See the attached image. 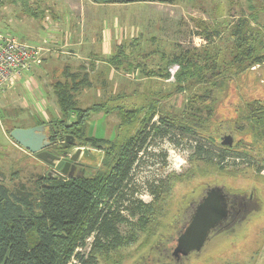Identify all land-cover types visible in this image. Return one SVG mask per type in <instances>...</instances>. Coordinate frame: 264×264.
Here are the masks:
<instances>
[{
	"label": "trees",
	"instance_id": "obj_1",
	"mask_svg": "<svg viewBox=\"0 0 264 264\" xmlns=\"http://www.w3.org/2000/svg\"><path fill=\"white\" fill-rule=\"evenodd\" d=\"M109 1L145 0L102 2ZM151 1L172 4L174 0ZM248 7L250 13L240 16L231 27L228 44L222 42L212 50L215 42L207 40L208 46L202 54L178 52L172 59L163 56L167 59L166 68L141 69L150 80H169L168 70L172 64H177L179 71L173 80V93L158 97V94L146 93L143 89L132 93L120 91L81 107L79 97L82 91L93 84L89 73L67 72L64 79L53 84L61 117L36 122V126L46 125L52 135L50 150L67 155L76 149L67 143V136H73L77 147L90 145L102 151L104 159L92 175L69 177L59 173V178L50 174L40 176L35 182V191L24 185L11 189L0 179V264H100L106 259L110 261L116 252L135 245L149 230L147 244L154 240L159 232L154 233L152 229L154 225H160L155 221L175 174L151 182L152 202L146 203L139 198L133 173L139 154L149 148L150 137H165L178 132L194 138L196 145L202 139L218 149L219 162H214L213 156L201 159L211 166H220L221 163L226 166V159L234 157H242L250 163L254 161L251 164L257 169L264 166V101H246L242 97L236 104L235 113L224 120L219 119L216 107L234 79L248 71L264 72V4L256 6V0H250ZM206 31L208 29L204 31L206 38L220 37L218 30L212 35ZM136 45L137 42H132L130 46L134 48ZM125 46L119 47L109 63L121 73H127L124 71L126 67L136 73L141 67L136 65L142 55L133 57L124 50ZM123 62L129 65L123 67ZM193 78L205 86L194 92ZM202 91L205 94H201ZM179 93L189 95L180 113L173 112L163 103ZM94 114L118 119L115 139L97 138L88 133L89 120ZM156 117L157 121L152 123ZM138 125L137 130L131 131ZM225 134L241 135V138L231 147L223 146L220 140ZM197 150L198 154L204 152L202 146ZM132 217H137L136 222ZM122 226L129 227L130 231L123 233ZM84 248L87 252L81 251ZM164 263H168L165 255L160 260V264Z\"/></svg>",
	"mask_w": 264,
	"mask_h": 264
},
{
	"label": "rangeland",
	"instance_id": "obj_2",
	"mask_svg": "<svg viewBox=\"0 0 264 264\" xmlns=\"http://www.w3.org/2000/svg\"><path fill=\"white\" fill-rule=\"evenodd\" d=\"M2 1L0 2V6H2L0 9V32L17 37L26 43L34 45L41 43L42 55L49 50V41L54 42L51 39L54 38V34L48 28L56 27L67 20L73 21L72 18L76 19V26L72 25L71 30H67L66 25L63 26L61 29L64 30L62 31L64 33H60L59 40L63 44L68 43L73 46L77 44L80 56L83 54L91 57L90 51H99V43L95 44L94 42L100 41V31L103 32V29L106 35L110 34L109 30L114 29V34L110 39L115 40L111 45L115 54L119 51L120 46L126 45L124 50L128 54L131 53L133 57H136L137 54L142 55L141 61L136 65L137 67L141 65V67L138 68L139 71H136L135 76L127 77L125 74L114 72L113 78L107 80L108 86L101 87L100 90L99 88L91 89V100L88 104L80 103L81 107L94 104L100 99H104L106 94L118 93L126 87L143 89L146 93L153 92L158 94V97L173 93V80L179 71L177 64L170 66L169 80L158 78L150 80L141 72V69L166 68L167 59H164L163 56L172 59L178 52H191V55L195 56L202 54L208 46L207 40L215 42L212 50H216L215 47L221 45L222 42L228 44L231 38V27L237 23L240 16L243 14L247 16L250 13L248 7L250 0H174L172 4L151 0L127 3L115 0H111L115 2L109 1V3L102 2L105 0ZM261 4H264V0H256V6ZM205 29H208L206 32L209 34L215 30L220 31V37L213 35V37L206 38ZM44 37H47L48 40L42 42ZM132 42H137L138 45L133 48L130 46ZM116 44L118 45L116 46ZM87 50L88 52H86ZM161 52L163 53L161 54ZM64 57L65 55H62L61 58ZM98 57V59L101 58ZM91 59L94 60V58H90L85 62L92 63ZM80 60L82 59H79V65ZM127 62H123V67L129 65ZM63 65L61 63L59 69ZM111 67L114 68L112 65ZM174 67L178 69L173 74ZM128 68L126 67L124 71L135 72V70L131 72V69ZM105 71L102 70L96 77L104 73L107 75L108 72ZM44 72V69L25 71L21 77H13L0 90V179L11 189L24 185L29 190L35 191V182L40 176L52 173L51 177H61L59 172L54 171V167L37 158L22 146H17L10 138V132L14 127L27 129L34 127L33 125L39 118L61 117L58 104L55 103V98L50 92H53V84L57 80L64 79L65 75L63 73L61 76H57V71L54 72L56 76L51 81L52 86L49 91L46 85L48 79L42 75ZM49 75L50 80L52 73L49 72ZM209 76L210 73H208ZM93 80L95 82V76ZM191 83L194 92L205 86L196 78L191 79ZM101 84L102 82H99V86ZM208 85L210 86V84ZM229 85L228 93L220 99L216 106L220 115L218 117L221 120L235 113L236 104L242 97L246 101H264V72L261 70L248 71L234 79ZM114 87H116V91H113ZM95 94L97 96L93 98ZM201 94H205V92L202 91ZM187 96H189L187 93L173 94L170 100L163 101V103H166L173 112L180 113L184 110ZM157 119L156 117L152 123ZM247 122L254 121L248 120ZM118 123L115 116L94 114L89 120L88 133L97 138L115 139ZM138 128L139 125L133 127L131 131ZM227 135L232 134L224 136ZM243 136L245 139L247 138L245 135ZM232 137L236 142L241 138V135H232ZM150 140L151 142L147 146L148 150L139 154L140 159L133 173L134 183L137 186L136 193L139 198L146 203L152 202L151 182L164 180L167 176L175 174L170 192L165 196L155 221V224L159 222L160 225H154L152 231L159 232L160 235L164 234L165 227L172 223L184 195L198 185L227 181L237 187L248 185L247 188L257 189L256 195L260 204L259 209L253 213L256 218H253L245 230V236H241L243 230H238L237 233L227 235L225 238L214 237L209 241L204 253L198 258L193 257L188 261V264H264V179H259L264 176L255 164H251L254 161L250 163L242 157L235 158L232 155L233 159H226L228 162H225L226 166L222 163L220 166H211L201 159L207 160L213 156L211 159L214 162H219L220 159L217 157L219 154L216 152L218 149L202 139V144L197 143L196 145L194 138L174 132L170 136L150 137ZM220 141L222 143V139ZM199 146L204 148L202 154L197 153ZM81 148L83 151L79 162L85 166L84 176L92 175L96 169L101 167L104 153L90 145ZM75 152L76 149H73L68 152V155ZM258 152L257 150L256 154ZM237 159L242 160L241 163ZM133 220L136 222L137 217ZM121 230L123 233L130 231L126 226H122ZM149 233L150 230L143 233L135 245L116 252L110 261L106 259L100 264H115L116 261H119V264H150L151 260L152 264H157L159 254L153 252L159 244L157 241L160 235L158 234L154 240L147 244ZM81 251L87 252L85 248Z\"/></svg>",
	"mask_w": 264,
	"mask_h": 264
},
{
	"label": "flooded vegetation",
	"instance_id": "obj_3",
	"mask_svg": "<svg viewBox=\"0 0 264 264\" xmlns=\"http://www.w3.org/2000/svg\"><path fill=\"white\" fill-rule=\"evenodd\" d=\"M61 156L69 157L71 155L67 154ZM55 172L57 173V171ZM259 179L264 178L260 177ZM247 187L248 185L246 187H243V185L237 187L229 181L215 182L201 184V186L198 185L196 188L186 193L180 207L176 211L172 223L165 227L164 234H159L160 237H158L159 239L157 241L159 244L153 252L154 254H159L157 264H160L163 255L167 256L168 259V263L164 264H173V261H175V264H188V261L192 260L193 257L198 258L204 253L209 241L214 237L225 238L227 235L230 236V234L238 230H243L241 236L244 237L248 225L252 222L253 218H256L253 216V213L259 209L260 204V200L256 195L257 189ZM209 197H212L214 201L222 197V209L219 208L213 211L221 212L222 216L223 214H225V216L221 218L218 225L212 229L210 238L201 251H194L188 256H183L181 254L174 255L173 253L176 249L179 237L190 224L201 204ZM152 263L153 261L151 260L150 264Z\"/></svg>",
	"mask_w": 264,
	"mask_h": 264
},
{
	"label": "water",
	"instance_id": "obj_4",
	"mask_svg": "<svg viewBox=\"0 0 264 264\" xmlns=\"http://www.w3.org/2000/svg\"><path fill=\"white\" fill-rule=\"evenodd\" d=\"M11 138L20 146L25 148L37 158L45 161L49 165L55 167L56 171H60L63 175L69 177L84 176V165L79 162L83 149L77 147V142L73 136H67V143L76 148V152L69 157L61 156L52 151L47 150L53 143L52 136L49 135L46 125L34 126L27 129L14 128L10 132ZM234 139L232 135L222 137V145L232 146ZM222 197L214 201L209 197L199 207L190 224L187 226L183 234L177 241L174 255L188 256L194 251H201L206 242L210 238L212 229L218 225L221 218L225 216L220 212L213 210L222 209Z\"/></svg>",
	"mask_w": 264,
	"mask_h": 264
},
{
	"label": "crops",
	"instance_id": "obj_5",
	"mask_svg": "<svg viewBox=\"0 0 264 264\" xmlns=\"http://www.w3.org/2000/svg\"><path fill=\"white\" fill-rule=\"evenodd\" d=\"M1 1L2 0H0V2ZM98 4H102V3H98ZM1 8H2V6H0V9ZM72 20L74 22L71 20H67L61 24H58L56 27L48 28L54 34V36H53L54 38H51L54 40V42H52L51 40L49 41V45H48L49 50L47 52H45L43 55H41V57L39 58V61L37 63H35V65L33 66L31 71L38 70V69H44L45 70V72L42 75L46 76L48 79V81H46V85L48 86L49 91H51V88H50V86H52L51 81L54 80V78L56 76V74L54 75V72H56V71H57V76H61V74H63V73L67 74V72H70V73H76V72L89 73V76L92 79L93 84H92V86L85 88L79 97L80 103L83 102L85 104H88L92 98L91 94H90L91 89L99 88V90H100L101 87L105 88L106 86H108L107 80L110 79L111 77L113 78L114 72H117L118 74L119 73L124 74V73H121V72L116 71V70L114 71L113 68L111 67L110 63H109L110 59L115 54L114 50L111 46V45H113L115 40L110 39V38H112L111 35L114 34V29L109 30L110 34L108 33V35H106L104 29H103V32H102V30L100 31V34H101L99 37L100 41L94 42L95 44L99 43L98 44L100 46L99 51H97V52L96 51H94V52L90 51L89 53H90L91 57H89L87 55H83V54H81V56H80L79 52L77 50V44H75L74 46L72 44H68V43L63 44V42L59 40L60 33H64V32H62L64 30L61 29L63 26L66 25L67 30H71L72 25L76 26V24H75V23H77V21H75L76 19L72 18ZM53 30H55V31H53ZM46 38L47 37H44L42 42H44V40H48ZM118 41H117V43H118ZM40 44L41 43H36L35 45L34 44H31V45L40 46ZM87 45L89 46V42ZM117 45L118 44H116V46ZM109 46H110V48H109ZM86 52H88V50ZM62 55H65V57L61 58ZM98 56H100L101 58L98 59L99 58ZM90 58H94V60H92V59L90 60V61H92V63H86L85 62L86 59L88 60ZM102 58H104V59H102ZM79 59H82V60H80V62H81L80 65L78 63ZM61 63H63L64 65L59 69V66ZM53 64H55V66H53ZM102 70H106L105 72H108V74H107L108 76L106 75V73H104V74H100L99 77H96V75L98 73L102 72ZM49 72L52 73V79H50V80H49V76H50ZM125 75H127V77H130V76H135L136 73L135 72L126 73ZM94 76H95V82L93 80ZM99 82H102L101 86H99ZM105 84H106V86H105ZM130 84H128V85H130ZM134 90H138V92H141L140 89H131L130 87L122 88L120 91L122 93H132ZM113 91H116V87H114ZM50 93H52V95L54 96L55 103L57 104L56 97L54 95V91L50 92ZM96 94L93 96V98H95L97 96ZM88 106H90V105H88ZM58 115H59V112H58ZM40 119H44L46 121L52 120V119L43 118V117L39 118L38 120H40ZM33 126H36V123ZM14 128H17V127H14Z\"/></svg>",
	"mask_w": 264,
	"mask_h": 264
},
{
	"label": "built area",
	"instance_id": "obj_6",
	"mask_svg": "<svg viewBox=\"0 0 264 264\" xmlns=\"http://www.w3.org/2000/svg\"><path fill=\"white\" fill-rule=\"evenodd\" d=\"M43 49L20 41L17 37L0 32V90L13 77H21L23 72L31 71L35 63L39 61ZM173 68V74L177 71ZM239 163L242 160L237 159ZM264 176V166L258 167Z\"/></svg>",
	"mask_w": 264,
	"mask_h": 264
},
{
	"label": "bare ground",
	"instance_id": "obj_7",
	"mask_svg": "<svg viewBox=\"0 0 264 264\" xmlns=\"http://www.w3.org/2000/svg\"><path fill=\"white\" fill-rule=\"evenodd\" d=\"M38 126H39V125H38ZM10 138H11V136H10ZM11 139H12V138H11ZM12 140H13V139H12ZM13 142H15V141L13 140ZM15 143H16V142H15ZM16 144H17V143H16ZM17 145H19V144H17ZM51 146H52V145H51ZM51 146H50V147H51ZM50 147H49V148H50ZM229 147H231V146H229ZM49 148H48L47 150L51 151ZM44 162H45V161H44ZM52 167H53V166H52ZM54 168H55V167H54ZM55 171H56V170H55ZM58 172H60V171H57V173H58ZM60 173H61V172H60ZM61 174H62V173H61ZM50 175H51V174H50ZM62 175H63V174H62ZM64 176H66V175H64Z\"/></svg>",
	"mask_w": 264,
	"mask_h": 264
}]
</instances>
